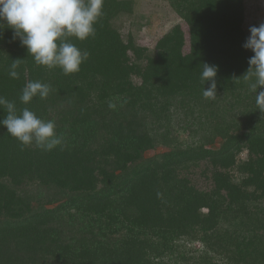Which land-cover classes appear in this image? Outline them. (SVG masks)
<instances>
[{"label":"trees","instance_id":"1","mask_svg":"<svg viewBox=\"0 0 264 264\" xmlns=\"http://www.w3.org/2000/svg\"><path fill=\"white\" fill-rule=\"evenodd\" d=\"M167 1L187 31L174 24L150 50L116 24L135 1L104 0L95 35L71 38L89 56L67 75L0 28V96L62 137L43 151L0 126V264H264V112L242 77L246 0ZM203 63L218 68L214 99ZM30 80L51 91L23 104Z\"/></svg>","mask_w":264,"mask_h":264},{"label":"clouds","instance_id":"2","mask_svg":"<svg viewBox=\"0 0 264 264\" xmlns=\"http://www.w3.org/2000/svg\"><path fill=\"white\" fill-rule=\"evenodd\" d=\"M103 4L104 0H0V28L6 23L13 30V39H19L37 65L49 69L59 67L67 75L78 72L89 56L71 38L84 40L95 35L94 25L103 15ZM248 31L242 47L251 50L253 55L248 58L249 67L242 77L250 82L257 108L264 112V23L249 26ZM18 67L19 60H13L8 73L11 78H19ZM217 71L216 65L203 63L200 79L204 84L208 82L202 93L207 99L216 96ZM50 91L49 84L30 80L21 89L19 99L29 104L34 97L47 98ZM0 107L6 110L0 126L22 146L34 143L37 148L50 151L62 143L53 120L41 119L27 107L18 111L15 101L3 96H0Z\"/></svg>","mask_w":264,"mask_h":264},{"label":"rangeland","instance_id":"3","mask_svg":"<svg viewBox=\"0 0 264 264\" xmlns=\"http://www.w3.org/2000/svg\"><path fill=\"white\" fill-rule=\"evenodd\" d=\"M134 1L133 15L130 17L122 16L116 21V24L122 33L130 30L138 44L146 46L150 50L153 49L156 41L176 23H180L183 30L187 31V26L173 11L167 0ZM260 23H264V0H246L244 27L248 34L249 26H258ZM184 135L186 136L185 133ZM218 143L217 141L215 146ZM164 149L160 146L155 150H148L145 152V156H150ZM244 156L245 152L240 155V157ZM198 245L195 243L193 248Z\"/></svg>","mask_w":264,"mask_h":264}]
</instances>
